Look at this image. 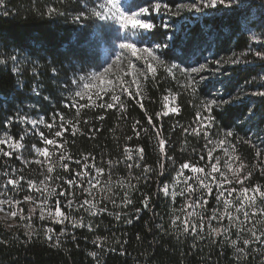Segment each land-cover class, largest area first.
Returning <instances> with one entry per match:
<instances>
[{"label":"trees","instance_id":"trees-1","mask_svg":"<svg viewBox=\"0 0 264 264\" xmlns=\"http://www.w3.org/2000/svg\"><path fill=\"white\" fill-rule=\"evenodd\" d=\"M192 1L197 0H164L173 10L182 3ZM84 2L85 0H4L3 8H0V61H5L4 65H0V138L5 132L17 140L23 135L21 142L25 145L18 152L13 151L11 157L0 155V184L9 178L3 175L4 172L11 173L13 168L22 169V172L13 173L10 178L15 179L18 175H23L25 180L21 181L16 190L9 186V195L21 201L25 195L29 194L37 200L41 198V193L28 189L26 181L35 180L38 188L44 187L39 181L43 179L42 171L47 174V164L45 163L42 167L35 163L37 158L40 160L45 158L38 157L31 147L32 145L44 147L39 135L43 132L49 139L54 138L57 141L56 145L48 146L54 171L51 173L53 180L46 182V186L50 191L54 189L56 193H59L62 188L65 189V195L59 197L62 210L77 221L82 217L85 223L91 222L93 231H89L86 227L73 229L68 221L64 224L56 223L47 216V212L46 218L40 220L38 205L21 203L16 206L18 214L14 223L0 216V241H7V243L0 242V264H235L234 250L230 243H223V237L210 240L205 235L204 240L196 241V248L192 247L193 238L190 234L182 233V228L179 227L180 222L177 221V225L171 224L175 216L179 215L183 218L185 215L181 210L185 197L177 194L173 200L170 195L165 196L160 192L158 186L168 182L170 192L175 190L179 193L184 190L183 177L196 175L191 173L190 169H186L180 182L173 183L175 170L184 162L204 167L205 174L209 171L206 167L207 155L204 150L206 139L203 132L200 136H194L190 131L183 132L181 126L196 127V113L199 111L201 116L206 114L201 105L205 100L216 98L221 93L226 98L229 96L233 99L238 98V102L225 109L213 107L212 115L217 117L218 127L212 129V139H223L224 131L232 130L234 135L228 138L225 145L227 147L228 144H235V152L229 148V153L233 157H239V159H233L235 162H231L232 168L239 167L242 162L245 165L243 173L252 172L251 179L244 183V187L250 189L249 196L253 195L251 192L253 186L257 184L264 186V96L259 95L264 92V56H256L257 52L264 53V45H262L264 40L261 39L260 43L256 42L251 31L254 26L264 32V26L260 24L261 5L264 4V0L249 2L258 11L256 17L250 19V30L230 27L231 18L225 14L226 10L222 6L216 9L207 8L204 13L191 11L187 20L181 22V29L191 32L194 36L202 31L205 38L189 41L184 46L180 44L178 38L171 47L159 50V55L166 62L182 64L184 67L191 66V58L200 60L203 56L207 57L208 71H204V76H210L211 83L207 86L202 84L196 95H192L190 90L182 87L185 79L179 72L173 79L157 64L155 78L151 75L146 80H139L140 93L136 99L130 98L126 93L122 95L119 85L113 83L111 87L115 89L116 95H120L121 100L112 109L79 108V104L76 107L66 108L64 104L69 99V93L63 85L75 75L100 71L98 65H104L110 59V56L103 54V45H110L114 49L117 43V28L114 24H111V35L108 40H97V26L105 22L97 21L91 26L72 23V14L83 10ZM130 2L131 0L128 3ZM49 7L60 9L64 15H47ZM5 10H10L7 16L2 14ZM167 18L168 16L165 15L164 20L166 21ZM85 27L92 39L91 45L87 48L82 46L86 35L82 29ZM161 40H163L162 36L156 42L159 43ZM37 48H39V55H33ZM74 53H80L81 57L87 56L90 59L78 58ZM12 55H16L22 62L18 65L14 64L10 60ZM25 55L41 65L36 69L39 77L32 75V68L35 66L33 63L23 62ZM218 60L220 64L216 65L215 62ZM232 60L236 63H231ZM53 66L58 68V77L50 71ZM217 67L220 69L219 72L216 71ZM13 68L16 70L13 71ZM123 80L126 82L129 78L123 76ZM18 83H22V90L16 87ZM34 84L39 95L31 91ZM102 86L108 87L106 84ZM99 87L101 86L98 85L96 88L97 92ZM69 88H72L70 84ZM89 95L96 104L111 102V93L104 95L100 92L102 99H97L93 92H89ZM133 95L136 93L133 92ZM164 95H169V101L174 103L178 112L157 118L155 113L167 111L163 107ZM141 97L143 109L137 103ZM5 100L7 104L4 103ZM85 102L79 101L80 104ZM17 110L22 116L27 115L35 119L43 117L45 123H53L54 113H63L65 121H72V125L65 123L66 130L61 137L53 136L54 132L59 130V116L51 130L44 124H38L33 129L30 123L22 124L15 119L11 126L6 127L5 121L9 117H14ZM77 110H79L78 116ZM145 110L147 115L153 117L152 122L160 131L161 138L167 140L164 149L167 153L166 157L162 156L159 150L155 136L156 129L149 126ZM220 111H223L224 115H218ZM101 116L103 119L98 118ZM136 121L140 122L136 130L141 128L147 130L141 131L139 138L135 136V130L132 127ZM73 125L77 129L74 134L71 130ZM129 136L132 140H128ZM254 145L256 147H253ZM4 147L8 150L6 146ZM125 147L130 150L134 158L138 147L144 149V159L140 161L141 168H136L134 165L129 170L126 167ZM257 150L261 151L260 157L255 155ZM61 153L65 157L63 161L59 160ZM200 155L205 156L204 161L200 160ZM213 155L221 158V171L231 177V170L227 169L225 163L227 157L224 153L217 150ZM85 156L88 157L89 165L95 163L98 167L105 169L100 178V184L92 191L95 197L92 202L97 205V209L106 206L108 212L119 213L122 217L120 221L108 212L90 217L87 211L77 210L76 205L87 195L79 188L70 189L77 199L73 207L68 208L69 186L64 181L72 179L75 172L82 170ZM69 157L71 160L68 159ZM168 158H171L174 163ZM25 160L29 163L26 164ZM76 160H80L81 165H77ZM108 160L113 161L111 179H109ZM117 161L120 162L116 163ZM62 163L69 165L68 171L61 168ZM161 163L165 165L162 176L158 174ZM145 164L156 171L143 174L142 167ZM92 174H95L94 171ZM216 175L219 179V174ZM57 176L62 179H55ZM137 177L140 178L139 182ZM77 183L85 182L78 180ZM188 183L196 187L193 180H189ZM130 185H135V188ZM232 187L239 189V185L235 183ZM261 190L264 191V187ZM124 191L128 192V197L133 202L127 208L120 206ZM216 192L217 189L213 188V198L209 199L203 210L201 208L187 210L193 213L190 220L197 219L200 215L211 214V210L217 207L214 198ZM142 194H147L151 198L147 208H142ZM225 195L227 196V193ZM236 198V192L229 197L234 204L238 203ZM56 199V195L49 197L47 201L49 210L54 211L52 206ZM111 199H116V207L110 203ZM33 207L37 210L31 214V220H28L30 209ZM20 208L23 209L22 215L25 217L23 220L20 218ZM137 208H142L139 214L135 212ZM261 208H264V200L256 194L254 208H249V211L251 213L254 210L257 213L250 218L255 222L258 234L259 231L264 230V224H261L264 215L259 213ZM229 210L233 216L240 215L239 222H243V215L236 213L232 205L229 206ZM221 211H223L222 207ZM125 213L132 219V223L124 222ZM239 222L233 221L231 239L236 238L235 227ZM228 223V218L225 216L221 224L213 221L212 227L223 229L228 226ZM47 228L53 229L51 241L46 238ZM205 230L207 231V225ZM177 231L181 232L179 237L176 235ZM29 232L33 233L31 238L28 236ZM62 232L65 234L62 235ZM73 235L75 240L72 239ZM56 237H59L61 241L59 247H56ZM97 238H100L99 246L93 244V240ZM121 251L123 255L120 254ZM93 252L97 255L92 256ZM260 259L259 254L250 253L246 264H260Z\"/></svg>","mask_w":264,"mask_h":264},{"label":"snow or ice","instance_id":"snow-or-ice-1","mask_svg":"<svg viewBox=\"0 0 264 264\" xmlns=\"http://www.w3.org/2000/svg\"><path fill=\"white\" fill-rule=\"evenodd\" d=\"M3 5L4 0H0V8H3ZM218 6H222L226 10L225 14L231 18V23L229 24L230 27L235 26L241 30H250L249 11L252 6L250 4L244 3L243 0H207V2H205V0H201V3L199 5H181L178 6L175 10L170 7L169 3L164 2V0H131V2L127 4L124 2V0H90V2L89 0H85V2L83 3V10L76 11L72 14V23L76 25L91 26L93 24H96L97 21L105 22V24H100L97 26V40H108L110 38L111 24L118 25L119 29L125 31L131 29L133 31V35L136 36L137 39L133 41L130 37L122 38V42L119 45L121 51L115 54L114 59L110 58L109 61H106L104 65H98L101 69L100 71H93L87 73L86 75H75L69 78L68 83L63 85L64 89L69 93V99L65 102L64 106L66 108L70 106L76 107V105L79 104V108L102 107L112 109L113 107H115L116 104L120 102L121 97L120 95H116L115 89L111 87L113 81L106 80L105 77L111 72L114 64H118L122 61L125 52L129 53L131 57L136 58V60L143 61L146 65L143 70L139 71V75L142 79H148L149 73H151L152 78H155L157 74V67L154 66V63H156L159 65V67H162L166 73L170 74L173 79L176 78V73L179 72L181 74V77L185 79V83L182 85V87L190 90L192 95H196L202 84H205V86H207L211 83L210 76L206 77L201 74L204 71H208V65L199 64L196 67H184L182 64L174 62L168 63L164 59H162L160 55L157 54V50L161 48L171 47L173 44H175L178 38L180 40V44L184 46L187 45L189 41L204 39L205 34L201 31L196 33L194 36L191 32L182 30L181 28L176 26V21H171V19H169V21L166 22L164 20V16L167 15L169 18L173 16H179L180 10L182 8H191L196 11H202L204 8L216 9ZM9 11L10 10H5L2 14L7 16L9 14ZM46 14L49 16L64 15V13L56 7H49ZM108 22L111 23L109 24ZM260 24L261 26H264V4L261 5ZM174 28L175 31H173ZM163 29H167L169 31L162 32L161 30ZM82 31L86 33L82 41V46L87 48L92 43L91 35L87 34V27L82 29ZM161 36L163 37V40L157 43L156 40ZM138 44L140 46H138ZM149 44H151L152 46H148ZM105 51L107 52L108 50L105 49ZM33 55H39V48H37V50L33 52ZM74 55H77L78 58L90 59L87 56L81 57L80 53H74ZM256 56H264V53L257 52ZM10 60L16 65L22 62L18 60V57L16 55H12L10 57ZM23 62L33 63L35 66L32 68V75L39 77V72H37L36 69L41 65L38 63V61H33L27 55H25L23 57ZM215 63L216 65H219L220 61L218 60ZM231 63H236V61L232 60ZM4 64L5 61H0V65ZM12 70L15 71L16 69L13 68ZM50 71L54 76H59L57 67H51ZM137 71L138 70L136 67V63H134L132 59H129L128 71L124 72L123 75L129 76L130 79L125 82L122 76L117 77V80L120 83L121 94L123 95L126 93L132 99H136V96H138L140 93V83L137 78ZM216 71H220L219 67L216 68ZM69 84L72 86V88H69ZM105 84L108 85V87L102 86ZM98 85L101 86L99 87V92L96 91ZM16 87L22 90L23 85L22 83H18ZM129 89L132 90L130 91ZM31 91L36 95L40 94L35 84L32 86ZM89 92H93L96 95L97 99H102V97L100 96V92H103L104 95H109V93H111V102L96 104L95 102H93L92 96L89 95ZM133 92H135L136 95H133ZM259 95L264 96V92L259 93ZM45 99H48V97H45ZM81 100L86 102L80 104L79 101ZM141 100L142 97L140 100H137V103L139 104L140 108L143 109L144 105ZM163 101V107L166 108L167 111L155 113L157 118L163 115H168L169 113L175 114L178 112L177 107H169V95H164ZM237 102L238 98L233 99L230 96L226 98L221 93L216 98L205 100L201 105L206 114L204 116H201V113L199 111L196 113V127L181 126L183 132L188 133L190 131L194 136H200L203 132V136L206 139V143L204 145V150L206 151L207 155L206 167L209 169V171L205 174L204 167H197L194 164L190 165L188 162H184L179 165L178 169L175 170L173 183H179L180 178L184 174V171L186 169H190L191 173L196 175L183 177V184L185 185V189L181 190L179 193H177L175 190L170 192L168 182H164L162 186H158V190L165 196L170 195L173 200H175L177 194L181 197H185V201L181 205V210L185 213V215L183 216V218H181V216L179 215L175 216L171 220V224L177 225V221L180 222L179 227L182 228V233L184 235L190 234L192 236L194 241L192 244L193 248L197 247L196 241L204 240L205 235H207L210 240H215L217 238L223 237V243H230L231 247L234 250L233 255L235 264H246L247 257L250 253L259 254L261 258L260 264H264V230L259 231L258 234L255 222L250 218L252 216H256L257 213L254 210L251 211V213L249 211V208H254L256 194H258L259 197L264 200V191L261 190V188L264 186H261L259 184L253 186V188L251 189L253 195L249 196L248 194L250 189L248 187H244V183L245 181L251 179L252 172L248 171L246 173H243L245 165L242 162L240 163L239 167L235 169L232 168V163H230L229 161H232L233 159H239V157H233L229 153V148L232 149V152H235V144H228L227 147L225 146L228 138H231L234 135L232 130L224 131L223 139H212V129L218 127L217 117L212 115L213 107L215 106L216 109H225L226 107H230ZM4 103L7 104V101L5 100ZM76 114L77 116L79 115V110H77ZM218 115H224V112L220 111ZM57 116H59V130L55 131L53 136L61 137L66 130L65 123L72 125V121H65L63 113H54L52 115L53 123H45L43 117L35 119L27 115L22 116L20 115L19 110H17L14 117H9L5 121V125L6 127L11 126L15 119L22 124L30 123L33 129H35L38 124H44L46 128L51 130L53 125L56 123ZM145 117L148 121L149 126L153 129H156L155 136L157 137L159 150L162 156L166 157L167 153L164 149L167 140L165 138H161L160 131L152 122L153 117L147 115L146 110ZM98 118L103 119L102 116ZM77 123H79V121H77ZM85 123H87V121H85ZM139 123V121H136L132 125L133 129L135 130V136L137 138H139L141 131H147L143 128L136 130ZM71 130L74 134L77 129L73 125ZM39 135L41 137V140L43 141L44 147H37L36 145H32L31 147L38 155V157L43 156L45 158L44 160H40L39 158H37L35 163L41 165L42 167L45 163L47 164V174H44V172L42 171L41 175H43V179L39 181L40 185L44 187L38 188L37 182L32 179L27 180L26 184L28 189H33L36 192L41 193V198L37 200L33 197V195L29 194L25 195L23 197V200L21 201L14 199L12 195H9V186L16 190L18 186H20L21 181L25 180V177L23 175H18L15 179L10 178L13 173L23 171L22 169L17 170L13 168L11 170V173L7 171L3 173L5 177L9 178L3 184H0V189H2L0 190V198L6 197V199H0V211L5 210L6 206L11 207L13 210L10 212V216L15 218L18 214L16 211V206L20 205L21 203L36 204L39 206L40 220H44L46 218L45 213L47 212V216L53 219L56 223L64 224L65 221H68L72 225L73 229L77 227H86L89 231H93V225L91 222L85 223L82 217L79 221H77L62 210L59 197L65 195V189L62 188L59 193H56L54 189L50 191L46 186V182L53 180V176L51 175V173L54 171V166L51 163L49 156L48 146L56 145L57 141L54 138L49 139L44 135L43 132H40ZM23 138V135H21L20 139L17 140L15 137L5 132L3 137L0 138V155H2L3 157H11L13 151L18 152L20 149H23L25 147V145L21 142ZM128 140H132V137L129 136ZM248 143H251V141H248ZM4 146H6L8 150H5ZM253 147L256 146L254 145ZM58 150L59 149H57V151ZM217 150L222 151L225 157H227L225 163L227 169L231 170V177H229L226 172L221 171V158L219 156L214 157L213 155ZM124 151V163L126 167L129 170H131L134 165L136 168H141L140 161L144 159V149L142 147H138L137 155L135 158L130 154V150L127 147H125ZM255 155L257 157H260L261 151L257 150ZM64 159L65 157L63 153H61L59 156V160L63 161ZM68 159L71 160V157H69ZM94 159L95 158H93V160ZM168 159L170 160V162L174 163V161H171V158ZM83 160L85 161V163L81 166L82 170L75 172L72 179H66L64 181L65 184L69 186L67 206L71 209L73 207L74 201L77 199L75 194L72 193L70 189L79 188L82 193H86L87 195L82 200V202L76 205V209H83L89 213L90 217H94L108 212V208L106 206L99 207L97 209V205L92 202L95 199V197H93L92 191L93 189H96L97 185L100 184V178L105 169L103 167H98L95 163L89 165L87 163V156L83 157ZM200 160L204 161L205 156L200 155ZM119 162L120 161H117L116 163ZM25 163L27 164L29 163V161L25 160ZM75 163L77 165H81L80 160H76ZM107 165L109 166V179H111L113 161L108 160ZM61 168L64 171H68L69 165L67 163H62ZM93 171L95 173L94 175L92 174ZM154 171L156 170L151 168V166L147 164L142 167V173L145 175L149 172ZM164 171L165 165L164 163H161L159 166L158 174L162 176L164 175ZM216 174H219V179H217ZM55 179L59 180L62 179V177L57 176L55 177ZM136 179L139 182L140 178L137 177ZM78 180H83L85 183L78 184ZM189 180L194 181V183L196 184L195 188L192 184L188 183ZM206 180L207 182H205ZM118 183L122 184L121 181H118ZM234 183L236 185H239V189H237L236 187H232ZM130 187L135 188V185H130ZM213 188L217 189L214 197L217 207H214L211 210L210 215H200L197 219L190 220V217L193 215V213L187 210L195 208H201L203 210L204 208H206L209 199L213 198ZM109 191H111V188H109ZM233 192L237 193L236 199L238 203L235 204L231 199H229V197L232 196ZM44 193H47V195H44ZM225 193H227V196L225 195ZM52 195L57 196L55 204L52 206L54 208V211L49 210V205L47 203L49 197ZM194 195L195 199H193ZM142 196V208L149 207V201L151 198L147 194H142ZM110 203L113 205V207L117 206L116 199H111ZM132 203V200L128 197V192L124 191L120 206L123 208H127ZM230 205H232V208L236 213L243 215V222H239L240 215L233 216L232 212L229 210ZM221 207L223 208V211H221ZM142 208L135 209V212L139 214L142 211ZM93 209L97 210L93 211ZM36 210L37 209L35 207L30 209V214L27 217L28 220H31V214L35 213ZM19 212L21 213L20 218L22 220L25 219V217L22 215V208L19 209ZM259 213L261 215H264V208H261L259 210ZM108 214L114 215L117 221H120L122 219L119 213L114 214L108 212ZM225 216L229 221L227 227L223 229L212 227L213 221H215L217 224H221ZM123 220L125 223H132V219L128 217L126 213L123 217ZM233 221L239 222L235 227V239L230 238V232L233 228ZM261 224H264V220L261 221ZM206 225L207 231L205 230ZM52 232V228L46 229V238L49 241L53 240V236L51 235ZM61 234L64 235L65 233L62 232ZM180 234V231L176 232L177 237H179ZM32 235V232L28 233L29 238H31ZM55 239L56 247H59L61 243L60 238L56 237ZM72 239L75 240L74 235L72 236ZM137 239H139V236H137ZM99 240L100 238L93 240V244L99 246ZM0 242L7 243V241ZM124 243H127V241H124ZM120 254L123 255V251H121ZM91 255L96 256L97 253L93 252L91 253Z\"/></svg>","mask_w":264,"mask_h":264},{"label":"rangeland","instance_id":"rangeland-1","mask_svg":"<svg viewBox=\"0 0 264 264\" xmlns=\"http://www.w3.org/2000/svg\"><path fill=\"white\" fill-rule=\"evenodd\" d=\"M130 0H124V2L127 4ZM251 0H243L244 3H247L249 4ZM205 2H207V0H205ZM201 3V0H197V1H192L190 3H182L181 5H191V4H197L199 5ZM180 5V6H181ZM207 10V8H204L202 11H196L194 9H191V8H182L180 10V15L179 16H174V17H171V18H167L166 19V22L169 21V19H171V21H176L177 22V25L179 28H181V22L184 21V20H187V16L188 14L191 12V11H196V12H199V13H204L205 11ZM250 19L252 20L253 18L256 17V13L258 12L257 11V8L255 6H253L251 9H250ZM116 28H117V37H116V46L115 48L113 49L110 45H107V44H104L103 47H104V53L105 55L107 56H110V58H113L115 57V54L119 53L121 51L119 45L120 43L122 42V38H126V37H130L133 41H135L137 39L136 36L133 35V31L131 29H129L128 31H125V30H122V29H119V26L116 25ZM175 30V28L173 29V31ZM252 33H253V37H254V40L258 43H260L259 41H262L261 39L264 40V32H261L260 30H258L256 27L253 26V28L251 29ZM264 45V44H262ZM138 46H140L138 44ZM148 46H152L151 44H149ZM105 49H107L108 51L106 52ZM160 50V49H159ZM159 50H157V54L159 55ZM129 59H132L134 63H136V67H137V78L138 80L142 79L139 75V71L140 70H143V68L146 67V65L144 64L143 61H138L136 60V58H133L130 56L129 53L125 52V55L122 59V61L118 64H114L113 65V68L111 70V72L105 77L106 80H112L113 83L115 84H118L119 87H120V83L119 81L117 80V77H120V76H124L123 73L124 72H127L128 71V60ZM208 63V60H207V57L206 56H203L200 60L196 59V58H191V66L190 67H196L198 66L199 64H207ZM154 66H157L156 63H154ZM202 75H204V72L201 73ZM151 76V73L148 74V77ZM129 79L130 77L127 76ZM169 107H175L174 103L172 101H170L169 103ZM230 163L231 162H235L234 160L232 161H229ZM0 199H6V197L4 198H0ZM13 209L11 207H8L6 206L5 207V210L3 211H0V216L7 220V221H11L12 223H14L16 221V217L13 218L10 216V212L12 211ZM17 211V209H16ZM51 211V210H50Z\"/></svg>","mask_w":264,"mask_h":264}]
</instances>
